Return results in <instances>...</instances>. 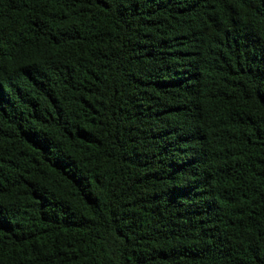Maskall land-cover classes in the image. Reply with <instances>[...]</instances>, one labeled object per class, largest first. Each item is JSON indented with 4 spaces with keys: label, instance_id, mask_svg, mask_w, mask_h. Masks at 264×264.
I'll return each mask as SVG.
<instances>
[{
    "label": "trees",
    "instance_id": "16d2710c",
    "mask_svg": "<svg viewBox=\"0 0 264 264\" xmlns=\"http://www.w3.org/2000/svg\"><path fill=\"white\" fill-rule=\"evenodd\" d=\"M0 264H264V0H0Z\"/></svg>",
    "mask_w": 264,
    "mask_h": 264
}]
</instances>
